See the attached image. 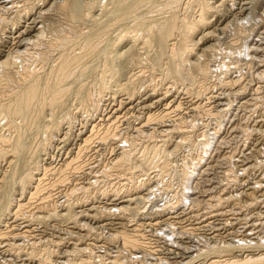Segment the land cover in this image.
I'll list each match as a JSON object with an SVG mask.
<instances>
[{
	"label": "bare ground",
	"instance_id": "1",
	"mask_svg": "<svg viewBox=\"0 0 264 264\" xmlns=\"http://www.w3.org/2000/svg\"><path fill=\"white\" fill-rule=\"evenodd\" d=\"M34 1H35L34 3L29 4L28 2H32V1H30V0L29 1L28 0H0V20H4V21L6 20L9 23V24H7V22H6V24H3L4 27L2 29H0V31L2 33L6 32L10 36H13V38L15 37L17 39V43H16L17 48L15 50H9L6 53V56L3 59H0V115H2L3 119L5 120L4 125L0 124L1 125L0 130L2 131V132H0V143H1L0 155L3 156V158L1 156H0V158L5 159L8 162V164L12 165V167H13V168H11L12 169L11 170L10 166H9V169L12 172L8 171L7 173L0 175V187L3 185L2 188H0V193L2 192L1 190H4L3 188L6 185L7 191L4 190V194H5V191L8 192L7 194H9V193L11 194L12 193L11 190L13 191V193L17 192L16 191L17 189L15 190V188H20L24 193L30 191L32 196L39 194L38 192H39L40 185L38 182L42 181L41 178L43 177L42 175H40L39 170L42 169L41 167H43L41 165L42 161L46 160V157L42 158L41 156H48V158H51L52 156L50 157V155L53 153V150L56 149V147L59 148V145H61L63 143H69V141L67 142V139H68L67 137H69V139H70V136L72 134H75V131H73V129L70 127H69L70 130H68V132L62 131L61 129H62L63 123H65V124L67 123V125H66L67 127L69 126L68 124L74 123L73 119H74V115L77 114V111L83 110L84 111L83 114L92 115V121H93L94 125L92 123L93 129L91 128L92 130L90 129V131L94 132V131H96L95 128L100 127L98 125L100 124V121L103 120V118L107 119V121L109 123H110V121H111V123H113V121L115 122V120H122V122H126L127 121L126 118L128 119V117H130L131 115H133V117H135V118L140 117V116H137L138 113L136 114V112H137V109L139 107H141V110L146 112L148 117H146V118L144 117L145 119H142V120H137V122H135L133 125H132V123H129V124L127 123L128 124L127 127H125L124 125L123 126L121 125L122 127H125V130H123V129L122 130L126 131V135L118 138V140H119L118 155L116 156L115 160H113L114 163L112 161L113 166L120 167L119 170L122 172H125V173H122V175L123 174L127 175V176H123V177H126L125 181L127 184L123 186L125 188H122V189L120 188L121 189L120 192L115 191L112 193H111V191H108L106 188H103V189L101 188L103 191H101L100 193L96 192L93 196L90 194L92 197H89L90 196L89 193L91 190L89 187H87L88 185H85L86 187H81V188H79V190H80V192L83 193V195L88 194V196L85 197L87 199H83V200H81V202L79 201L80 202L79 203L76 201L78 199L77 198L75 201L79 204H76V205H73L72 203H69V204L64 203L63 205L60 204L63 211H62V213H59V218H61V217L62 218H68L70 220L75 219L77 222L78 221L77 217L81 214L82 217L88 218L89 220H92V221L96 220L98 222L100 221V223H102L101 224L102 227L103 228L105 227L109 231H111V227L116 228V225H113V222H111V221H109V224L103 222L104 220H110L109 218H105V219L98 218L97 215H99V213L97 214V212L99 210L100 211L103 210V212H109V213L116 211L115 213L114 212L113 213L118 214V215L124 213V214H126V216L122 215L121 217H119V219H121L123 221L126 219V217L128 215H133V214H138V219H136V221H147L144 226L142 223H138V222H137L138 224H136V223L130 224L127 222L120 223L121 227H123L124 230L116 231L119 234L117 235L115 232L114 233L115 235L111 236V239H109V240L112 243H113V241L117 242V240L120 237L122 239V242H123L122 246H123L124 250H122L121 253L114 255L115 257L109 262L110 264H133L134 262H136L137 257L139 255L141 256V254H142V258H141L142 260H140V261H142L143 264H146V262H145L146 259H150V261L153 263L155 262L154 264H156L157 261L160 264L164 263L162 260L164 258H162V256H161V253L163 251L159 250V248H157V249L159 251H161V253L157 250H154V249H153V251H149L151 249H149L150 248L149 243L147 242L148 238H147V235L145 233L149 229L146 230V227L152 228L154 226L155 227L165 226L166 232H171L174 230V225H175L174 223L175 222L177 224L178 223L181 224L183 221L185 223L186 220H190L191 218H195L194 220H191L192 222L195 221L194 224L191 223L187 227H184V226L181 227L182 231L178 232L180 234L178 236L176 235L177 237L175 236L176 237V238L174 237L175 239L171 238L172 237V235H171L172 232H171L170 234L168 233L169 236L171 235V237L168 236L164 241L162 240L163 245L168 252H170V253H177L178 251L189 252L190 250H189V247H187V246H190L188 241L190 239L189 236L192 235V232H194L196 230L198 231L200 229L206 230V228H209V227H211L210 229H213L211 236L209 235L210 240L211 239L216 240V241L218 240V242L212 243L213 245L208 246V244L210 243V241H209V243L206 245L207 247L204 245L206 247V249H203L202 247H201L202 249H197V250L192 249L193 255H191L192 257L189 256V257H191L190 259L187 258L188 261H186L187 259L186 260L184 259L185 261H183V262L185 264H196L195 263L196 255L195 254L198 252H201L202 256H206V258L201 261L202 263L198 262L199 264H264V251H262V250L260 253H256V254L247 253V255H245V256L237 254L238 252H240V249H241L240 247H242L244 245H251L252 246L251 249H253V250L256 249L257 246L264 248V112H260V110H262V108H260V105L258 106V104L255 103V102H257L256 100L259 99L258 95L264 96V59H263V57H262L263 62L261 60L259 61V59H260L259 54L262 53L264 50V26H257V25H251L250 24V19L254 15H257L256 17L260 16L261 17V21L259 20L260 23L261 22L264 23V0H119L117 2V4H113V5H115L114 7L111 4L110 7L111 8L113 7V8L110 10H108L104 7L103 4H105V3L107 4V2H105L104 0L103 1L102 0H34ZM103 2H105V3H103ZM113 3H115V1ZM109 5H110V3H109ZM193 5H194V7H193ZM86 6H88L91 9H88V7L86 8ZM195 7H198V9H196ZM57 9L58 10L61 9L63 11V13L67 16V19L69 18L72 22L76 21L79 24H83V25L84 24L86 25L90 21L94 22L93 21L94 19L100 20V17L101 18L104 17L103 16L104 13H106V14L108 13V14H112V15L114 14L116 16L109 15L110 17H114V18H111L109 20H107L108 18L106 19V17H105L104 21L106 19L107 20L106 22L101 21L103 19H101L100 21L98 20L99 23L101 22V24L98 23L99 28L95 29L96 27L95 28L91 27L94 29V31L90 30L89 31L90 35H89V32L87 31L88 35L86 34L87 35L86 37L85 36L83 37V35H85V33L83 31V28H82L83 32H81V34L82 33H84V34L82 35V37L80 35H79L80 37L77 36V40H75L76 38H74L75 42H73L74 40L72 39V36L66 35V33L69 32L72 35L78 34L80 32L79 30L81 29V28L78 29L79 26H77L78 28L76 26H73L74 24L72 26H70L72 24V23L70 24V22L68 23L67 26H65L66 22H64L65 23V25L63 26L64 28L61 27V25H60V27L55 26L54 22L47 24V19L50 18L53 11H55ZM93 9L98 11V14L95 15L93 13L94 12ZM194 12H196V13L194 14ZM59 15H60V13H59ZM109 16L107 15V17H109ZM61 17L62 16H60V18ZM260 17H258V19ZM54 18H56V17H54ZM254 19H256V18H254ZM254 19L252 18V20H254ZM49 22H50V20H49ZM92 22L90 25H92ZM64 23H62V25ZM94 24H95V22H94ZM98 24H97V27H98ZM117 25H119L116 28V29H118V31L116 30L118 33L116 32L117 35L113 36V33H112L113 28L116 27ZM249 25H251V26H249ZM65 27H67V28H65ZM84 27H86V26H84ZM227 27H228V30H229V28L233 29V27H234V29H233L235 31L234 36L236 38H240V40H242V43L240 44V46L238 47L237 52H236L237 56H243L244 55L245 58L243 60L241 59V57H239L242 60V63L246 62L247 61L246 59L248 57H249L248 59L249 60L251 59L253 61V63L255 62L258 66L257 67L258 73H259L260 77L263 78V79L261 78V81H262L261 87L257 90V93L254 94L251 99H250L249 95H248L249 97L246 96L247 98L240 96L241 94L244 95L245 92H238L235 89L232 90L233 95L237 96V98H239L237 101V104H236L237 110L242 109L241 113L239 115V118L237 117V115H236L237 112H236V114H235L236 119L237 118L238 119L243 118V116H245L247 114V112H246L247 110L245 111V109L247 108V106L251 105L252 104L251 102L254 100L255 104L252 105L253 106L252 107L253 109H251L252 113L249 114L250 118H254V123H253L255 126V128L253 126L254 129L253 128L249 129L247 124H245L247 122H245L244 124H240V123H237L236 121H234L232 119L230 120L231 114H232L233 110L235 109L234 103L236 102L237 99L232 102L233 99L229 98L231 95L227 97L226 95H224V93H225L224 91H223V93L220 92V90H219V92H213V90H212V92L207 91V97H206L207 103H203L205 101V99L204 100L202 99L201 101H195V102H193V100H192L193 103L192 104L190 103L191 105L188 109L189 111H191V114H189V115L192 117V119L186 120L187 118H185V116L188 113L185 116H183L184 114H181L182 113L181 112V108H182L181 106L183 104L180 101V99H181V96L183 94L181 96L176 94V92L178 93L179 89L176 90L175 93H173V90H174L173 88L176 87V89H177L178 86L174 85L175 87H172V89H173L172 91L169 89H165V92L164 91L160 92L159 90H157V88L151 87V85H153V84H151L150 87L144 86L145 85L144 84L145 79L142 80L141 83H139V84H142V82H143V84H144L143 87L141 86L140 88H138L139 87L138 84L136 85L137 82H139L141 79L145 78V73L147 72L148 67L152 68L154 70L153 72H155V70L156 71L160 70V72L162 71L163 78L165 77L166 78V79L164 78L165 80L173 81V82H175V84L176 83H182L181 85H185V83L188 82L190 85L193 84V87H194L195 86L194 84H197L196 82L199 81V79L203 78V80H204V79L210 78L212 76V74L214 75L217 72L216 70H214V69H216L217 66H215V68L212 67L210 59H208V58H211L213 56L209 57L210 55L208 56V54L210 53L212 55V53L214 52V55H215L217 52H219L218 46L220 44L219 45L216 44L218 42L217 41L218 39L216 38L215 34L221 33L222 31L224 32V28L227 29ZM87 29H89V28L87 27ZM228 30H226V31H228ZM47 31H50L51 33H49V34H52L51 37L49 36L50 38L47 37L48 35L46 36ZM114 34H115V32H114ZM243 34H244V36L242 38L241 36ZM112 36L114 37V39H112ZM215 39H216V42H215ZM233 42H235V41H233ZM71 43L73 45H74V43H76L77 45H80V47H79L80 51L79 52L77 51V53H76V50L74 49L75 53L69 52V49L71 50V47H73ZM200 44L202 45V48L199 49ZM205 45H207V46H205ZM66 46H69L68 51L66 50ZM76 46H74V47H76ZM101 48H102V50H99ZM197 49H199V51H197ZM97 50H99V51H97ZM245 51L247 52V54H244ZM229 52L231 53L230 50H229ZM55 57H57V58H55ZM89 57H92V59H94V60L96 57L97 58L94 62H92L93 63L92 65L86 66L87 61H88L87 59ZM40 58L43 60L44 63H46L45 65H47V67L45 68V74L44 75H40L41 72L39 74V72L37 73L38 70L36 71L35 67L33 68V64H34V66H36L35 62H37ZM51 58H52V61H50ZM101 58H103L102 63H100L101 60L100 61L98 60ZM232 58H234V57H232ZM235 58H234V61H236ZM53 59H54V61H53ZM214 59L216 61V55H215ZM237 59H238V57H237ZM239 60H238V62H239ZM39 61H41V60H39ZM217 62H218V60H217ZM228 62H229V60H228ZM235 63L232 66V69L237 70V69H239L241 64H239V63L235 64ZM221 64H224V63H221ZM249 64H251V63H249ZM252 64H251V66H253ZM215 65H217V64H215ZM225 65H222V66L225 67ZM42 66H41V68H42ZM136 67H137V69H138V67H140V70L138 69L139 72L131 74L133 77L130 78L128 83L123 84L121 81H119V79L125 75V73L127 72L128 69L134 70ZM219 67H221V65L218 66V69H219ZM228 67H227V69H228ZM241 67H243V66H241ZM255 68H253L254 71H255ZM98 69L101 70L100 71L101 74L99 73L101 75V77H99V78H101L100 79L101 80V88H100V90H98L97 94L95 93L93 95H90L89 98H87L88 99L87 100L88 105H86L85 102L84 103L80 102V104L82 103V106H81L82 109H80V110L76 109L77 111H73V110L69 111L68 109H66L68 111L64 113L63 118L61 117L62 119L54 120L55 119V117L53 118V115L55 116V114H54L55 110L54 109H58L57 107L63 106L66 102L71 100L70 97L68 96L69 98L64 100L65 102H62L63 99L66 97V95L69 92H71V91H69V88L67 86L70 85L72 82L73 83L75 81L77 82L78 79L82 78L81 76L84 75V77H85V74H87V73H89V75H90L92 70L96 71ZM227 69L225 70V68H224L225 73L223 76H225L226 71H228V73H229V69H231V68L229 67V69L228 70ZM221 70H219V71H221ZM242 70H244V69H242ZM93 71H92V79H95V76L93 77ZM153 72L151 74H153ZM160 72H159V74H160ZM230 72H232V71H230ZM228 73H227V75H230ZM258 73H256L255 76L256 75L258 76ZM17 74L20 75V78H18L19 75H18V77H16ZM147 74H149V72ZM243 74H246V73H244V71H243ZM227 75H226V77H227ZM149 76H150V74L148 75V77ZM223 76H221V77L223 78ZM153 77H154V74H153ZM219 77L220 76L217 77V75L215 76V78H219ZM89 78H91V77H89ZM96 78H98L97 75H96ZM146 78H147V76H146ZM212 78H214V77H212ZM231 78H230V80L222 79V82L221 83L219 82L220 85L222 86V88H221L222 90H226V89L228 90V89L235 88L236 84L241 82L239 79V76H235L234 78H236V79H233V80H231ZM242 78H244V77H242ZM257 78H259V76ZM84 79L88 80L87 78H84ZM160 79H162V77ZM16 80H18V82L20 84V85H18L19 86L18 88L15 87ZM165 80L163 82H165ZM93 81H95V80H93ZM146 81H148V80H146ZM251 81L252 80H250V82ZM148 82L150 84L151 81L149 80ZM145 83H147V82H145ZM248 83L249 82H247V84ZM89 84H87V86H90ZM97 84H96V86H97ZM76 85H78V84H76ZM92 85H94V84H92ZM242 85H244V84H242ZM79 86H81V85H79ZM79 86H77V87L79 88ZM85 86H86V84H85ZM85 86H84V88H85ZM245 86L248 87L249 85L248 86L245 85ZM256 86H257V83H256ZM72 87L73 86H71L70 88H72ZM77 87H75V88H77ZM166 87H168V86H166ZM179 87H181V86H179ZM190 87H192V86H190ZM190 87L186 90H187L188 94L191 95L193 93L192 92L193 88L190 89ZM197 87L194 89V92L197 89ZM93 88H95V87H93ZM93 88L91 87V89H93ZM217 88H219V87L217 86ZM95 89H93V90H95ZM162 89H164V87ZM203 89H202V91H203ZM241 89H243V88H241ZM246 89H248V88H246ZM180 90H182V89H180ZM81 91H80V93H81ZM95 91H97V89ZM239 91H240V89H239ZM86 92L88 93V91H86ZM89 92L92 94L91 91H89ZM77 93H79V92H77ZM199 93H200V91H199ZM227 93L229 95V93H230L229 90ZM253 93H255V92L253 91ZM74 94H75V92H74ZM74 94H72V95L74 96ZM194 94H196V93H194ZM84 95H85V93H84ZM82 96H83V94H82ZM87 96H89V95H87ZM193 98H195V97H193ZM186 99H187V97H186ZM84 100L86 101L85 98H84ZM263 100L264 99L262 97V101ZM81 101H82V98H81ZM87 101H86V103H87ZM182 101H183V99H182ZM258 102H260V101H258ZM116 103H118V104L116 105ZM185 103H184V105H185ZM62 110H63V107H62ZM49 111H51L49 113V117L50 116L51 117H50V120L48 119V122H47L49 124V126H47L48 128L45 126L47 128V130L45 131V128H44L45 132H43V133H45V138H43V140H41V138H39L41 140V141L38 140L40 143L37 141L39 144L38 145L35 144V146H32V144L29 141V139L31 140L30 136H31L32 128L33 127L38 128V130H39V127H37V126H38V124H40L39 123L40 119H42L44 116H46V114ZM262 111H264V110H262ZM186 112H187V110H186ZM215 112H218V115L215 114ZM56 113H57V111H56ZM202 113L207 114V115L210 114V117L214 113L219 118L217 120L216 117H214V121L215 122L217 121V122L213 127V131L208 132V133H206L207 131L206 132L202 131L200 134V135H202L201 136L202 139H199L198 137H196V134H197V131L199 129L198 126L200 124L198 123L199 121H198L196 116H199ZM129 114H130V116L126 117ZM42 115H44V116L42 117ZM131 117H130V119H131ZM247 117L248 116H246V118ZM82 118L84 120L83 122L85 123V121H86L85 119L87 117L84 119V115H83ZM246 118H244V121ZM0 119H1V117H0ZM77 119H78V117H77ZM90 119H91V117H90ZM140 119H141V117H140ZM202 119H203V117H202ZM132 120L134 121V119H132ZM227 121H229V123H231V125H229V128L226 127ZM241 121H243V120H241ZM130 122H131V120H130ZM204 122H206V121H204ZM208 122L209 121H207V123ZM41 123H43V121ZM248 123H249V121H248ZM110 124H107V125H110ZM238 124H240V125H238ZM201 125H202V127H205L204 124H201ZM248 125H250V124H248ZM40 126H41V124H40ZM111 126H112V124H111ZM71 127H72V125H71ZM115 127H116V125H115ZM208 127H209V125H208ZM208 127H206L207 130L209 129ZM102 128H103V126H102ZM206 128H204V129H206ZM42 129L40 127L39 132L43 131ZM114 129L116 130V128H114ZM34 130H36V129H34ZM99 130L101 131V129H99ZM88 131H89V129H88ZM88 131H87V128H84L79 133L77 132L78 133V135H77L78 139L81 141V143H83V144H80V151L76 155L77 157L81 156L82 152L88 147V144L90 143L91 139L95 137V135H94L95 132L89 134L90 132L88 133ZM37 132L38 131H36V133ZM108 133L109 134L101 135L102 139H104V141L106 140V142L108 141L107 139H109V138H107V137L110 135L111 132H108ZM200 135H198V136H200ZM111 136L114 138L115 133L111 134ZM139 137H142V139L148 138L149 140L150 139L155 140V141L157 140V142L153 141L154 145H152V147L150 146L151 147L150 149L146 150L147 146H148L147 145V146H145L146 149L144 150L146 152L151 150L150 154H152L153 160L149 161L148 163H145V162L144 163L147 164L146 166H148V167L151 166L150 168H153V170L155 169L154 171H156V173L154 174V172H153V174H148L149 172H147V171H146L147 173H145L144 172L145 170H143L146 167L145 166V167H143L142 171H140L141 173L139 172L140 174L137 175V177H141V176H143V177L135 180V178H136L135 170L136 169L133 171L134 168L132 167L133 169L130 168L132 171L129 170V167L127 164L128 162H126V158L131 155L130 150L132 148H129V147H131V145H130L131 143L129 140L132 139L131 140L132 144H135L133 142L136 141V139H138ZM195 137L198 139L194 140ZM235 139H237V140H235ZM192 140H194V141L198 140V144L200 143L199 145L201 146V151L198 152L196 156L193 154H190V157L187 156L189 158L186 159V161L182 159L184 161L180 165V166H183L182 172L180 173V174H182V178H181L182 184H180L182 191H180V197H179L177 204L171 203L172 205L171 206L167 205L168 206L167 208L162 206L164 208L157 210L153 214L148 213V211L146 214V211H145L147 209V208H145L146 206H144L145 210H143L144 208H142V210L145 211V212H143L141 210L142 206L139 205V202L140 203L145 202L146 200H147V202L150 201L151 197L149 200L147 198L150 195H152L153 191H155L157 188H159L162 185L164 178L167 174L166 172L168 171V169H170L171 167L174 166V163H172L173 166H171L172 165L171 161L169 162L168 159L170 157H173L174 154H177L178 151H181V149L185 145H187L189 143V141H192ZM234 140L236 141V144H238L237 142H241L240 146H238V147L236 146L237 149H239V151H237V153H236L237 149L234 150V152H232L231 151L232 148H231L230 152L228 151L229 149L226 152L222 151L223 144L230 145V143L232 141L234 143ZM32 141H34V140H32ZM147 143H148V141H147ZM191 145H192V143H191ZM133 147H136V145ZM192 147H194V146H192ZM230 147H232V145ZM6 148H10V149L7 150ZM68 150L69 149H67V151ZM86 151H88V150L86 149ZM68 152H70V151H68ZM66 154H68V153H66ZM84 154L85 153L83 152V155ZM141 154L145 156V154H143V153H141ZM148 155H149V153H148ZM144 156H142V157H144ZM161 156H165L166 159L165 160H163V158L161 159ZM34 157H37V160L34 161L35 162L34 167H32V169L30 168V170H29L27 168L28 162L31 163L30 161H32V158H34ZM73 157L71 156V158L65 159L64 164L62 166H60V168L58 167L59 168L58 171L60 170L59 172H61V173L63 172V174H65L64 172H66L68 170L78 168L80 163H77V160H76L77 157L76 158H73ZM236 159H238L237 161H238V164L240 163V165L237 164ZM78 160H81V159H78ZM128 160H130V159H128ZM145 160H148V159H145ZM145 160H143V161H145ZM130 161H132V160H130ZM188 162H189V164H188ZM3 165L4 164H2V166ZM29 165L31 166V164H29ZM237 165L239 166V170L236 168ZM133 166L135 167V165H133ZM49 167L51 168V166H49ZM110 167H111V165H110ZM136 167L139 168V166H136ZM212 167L218 168L216 171L217 173L215 172V173H213L212 176L204 178L203 175L211 174L208 172H210V168H212ZM46 168H48V167H46ZM50 168H48V169L50 170ZM176 169H179V168L176 167ZM208 169H209V171H208ZM2 171H3V169H2ZM4 171H5V169H4ZM46 171H44V172H46ZM150 171H152V170H150ZM50 172H51V170H50ZM66 174H67V172H66ZM222 174L224 175L223 177L226 178L225 179L226 181L223 180V178H221ZM48 175H49V173H48ZM39 176H42V177H39ZM61 176H64V175L61 174ZM64 177H63V179L67 178V177L66 178H64ZM181 179H179V180H181ZM209 182L211 183V185L210 186L208 185L209 187H206L207 186L206 184H208ZM100 183H102V181L99 179L98 176H95V177H93L91 182H89V186H93V187L99 186ZM53 184H54V182H53ZM108 184H107V187H109ZM10 187H11V189H10ZM118 187H119V185H118ZM12 188H14V189H12ZM74 188H76V187H74ZM51 189H53V188H51ZM14 190H15V192H14ZM115 190H116V188H115ZM198 190H200V191H198ZM71 192H75V191L73 190ZM71 192H68V193H71ZM91 192L94 193L93 191H91ZM50 194L51 193H49V195ZM155 194L158 195V193H155ZM66 195H67V193H66ZM175 195L173 194L174 197H176ZM4 196L2 198H5ZM6 196H8V195H6ZM100 196L104 197L103 199H105V201H102V200L99 201L98 199H100ZM8 197H10V196H8ZM11 197H12V195H11ZM2 198H0L1 201H3ZM47 198L51 199L49 196ZM66 198L67 197H65V199ZM113 198L118 199V201H116ZM6 199L9 200L8 201L9 202L8 203V211L11 212L12 211L11 199H9V198H6ZM18 199H20V198H18ZM158 199H161V198H158ZM171 199H172V197H171ZM153 200H151V201H153ZM172 200H174V198ZM111 201H113L115 208H109L110 211H107L108 208H107L106 204L110 203ZM165 201H167V200H165ZM189 201L194 203L196 206L205 205L206 209L208 207V209L210 210V211H208L209 214L206 216L207 213L205 212L206 214L203 217L204 219L202 220L201 219L202 214L200 211H198V212H200L201 216H199L196 213L194 214V212H193L194 209H193V211L190 210V208L193 207V205L191 206V204H192L191 202H190L191 204L189 206L190 208L187 207L188 205L185 203H188ZM69 202H70V200H69ZM53 203H54V201H53ZM0 204H1V202H0ZM16 204H17V202H16ZM13 205H14V202H13ZM23 205H24V203H23ZM50 205H52V204H49V206ZM54 205H55V203H54ZM22 206L20 208H22ZM45 206H46V204H45ZM84 206H85V208L80 210L78 213V211L76 209L77 208L81 209ZM24 207H25V205H24ZM51 207H53V206H51ZM195 207H193V208H195ZM17 208L19 209V207H17ZM36 208H38V207H36ZM46 209H47V207H46ZM53 209H55V208H53ZM201 209H202V207H201ZM22 210H23V208H22ZM55 210L54 211L52 210V213L51 212L49 213V211L47 210L48 216L46 215L44 217V215H43L44 218L42 216H38V215H37V217H38V219L40 217H42L43 218L42 220H47L50 218L49 216H51L53 214V212L56 214ZM94 210H97V211L94 215H92L91 212ZM250 210H252V211H250ZM253 210H255V212ZM15 211H17V210H15ZM204 211H205V209H204ZM100 213H102V212H100ZM248 213H254V215L248 214ZM5 214H4V216H5ZM30 215L34 216V214H30ZM56 215H58V214H56ZM14 216H15V214H14ZM230 216H234V217H232V219H234L236 222H238L239 220H242V219L245 220V222L247 224L245 223L246 224L245 226L242 225V226H244V228H243L244 230L242 232L240 231L241 229L240 230L236 229L237 232H235L236 230L235 231H233V230L229 231L230 229H234V227H232L234 224L230 220ZM21 217H23V216H21ZM37 217L34 216L32 219H31V217H29L31 219V221H29L30 220L29 219L28 220L29 222H27V224L23 228H20L19 232H17V230H16L17 227H14V229L16 228L15 230L17 233L14 235L10 234L12 236V238L10 236L11 239H8V238H7L8 240L6 239L7 242L3 245V248L5 250L4 252H7V255L9 256V258H8L9 263L10 262L13 263L14 261H17L19 259H21L19 261L21 264H27L30 261H31L30 263H34L33 262L34 260H30V259H33V258L38 256L37 250L39 251V249H38L39 247H35L36 243H31V241L29 240L30 243L32 245H34L33 246L34 250H31L30 252L28 251V253L24 252L25 254H22L21 249L23 248L24 242L22 244L21 240L23 238H25L27 236V234H30V231H31L30 226L33 224V223L30 224V222H32V221L34 222V220H36ZM18 218H20V215ZM52 218H53V216H52ZM55 218H57V217H55ZM218 218L226 221L224 223V226H225L224 229H226V231L222 232L223 228H221V227L218 228L215 226L216 220H218ZM13 219L16 220L17 217H16V219L15 218H13ZM134 220H133V222H135ZM251 220H253V222ZM26 221L27 220H25V222ZM131 221H132V219H131ZM235 221H233V222H235ZM72 222H74V220ZM188 222H190V221H188ZM7 225H9V223ZM20 225H22V224H20ZM238 225H239V223H238ZM240 225H241V223H240ZM84 226H86V224L83 223V227ZM218 226H220V225H218ZM221 226H223V225H221ZM242 226H241V228H242ZM32 227H34V226H32ZM90 227H91V224H90ZM90 227H88V228H90ZM176 227H177V225L175 226V229L177 230L178 228H176ZM7 229H9V228H7ZM130 231H133V232H130ZM104 232H105V230H104ZM201 232H202V230H201ZM225 232H227V234H224ZM148 233H150V232L148 231ZM173 234H175V233H173ZM112 235H113V233H112ZM194 235H195V233H194ZM28 236H30V235H28ZM6 237L3 236V238H6ZM103 237L105 238V236H103ZM198 237H200V236H198ZM0 238H2V236ZM106 238L105 239L108 240V236ZM222 238H224V239L228 238L229 242L227 241L228 243L226 242V244L219 242V240ZM38 239L41 240L40 238H38ZM47 239H49V238H47ZM33 240H34V238H33ZM64 240H66V239H64ZM99 240H100V238H99ZM196 240H198V238ZM3 241L4 240H2L0 242H3ZM67 241H65V242H67ZM110 241H107V243L108 242L110 243ZM33 242H35V241H33ZM198 242H200V241H198ZM96 243H97V241H96ZM96 243L93 242L92 245H97ZM206 243H207V241H206ZM28 244H27V247H28ZM88 245H91V244H88ZM45 246L47 247V245H45ZM202 246H203V244H202ZM98 247H100V246L98 245ZM198 247H196V248H198ZM102 248H103V246H102ZM131 249H133L135 251L131 252ZM246 249H244V250H246ZM258 249H260V248H258ZM56 250H57V248H56ZM114 250H116V249L114 248ZM118 250H119V248H118ZM248 250H250V249H248ZM82 251L86 252L85 249H83ZM41 252H42V250H41ZM163 253H165V252H163ZM223 253H229V254H227V255H229V257L224 258L226 255H223ZM198 257L199 256H197V260H198ZM40 258H41V256H40ZM200 258H202V257H200ZM2 260H1V262H2ZM4 260H3V262H4ZM24 261H28V262L25 263ZM49 261L50 262L52 261L51 257L47 256L42 261L38 260L39 263L38 262H35V263H37V264H48ZM103 261L104 260L99 259L98 263L104 264ZM124 261H126V263H124ZM60 263H63V262H60ZM65 263H67V262H65ZM148 263L150 264V262H148ZM77 264H87V263L85 261H80Z\"/></svg>",
	"mask_w": 264,
	"mask_h": 264
},
{
	"label": "rangeland",
	"instance_id": "2",
	"mask_svg": "<svg viewBox=\"0 0 264 264\" xmlns=\"http://www.w3.org/2000/svg\"><path fill=\"white\" fill-rule=\"evenodd\" d=\"M29 1V0H28ZM30 1H32V2H28L29 4H32V3H34L35 1L34 0H30ZM103 1V0H102ZM105 2H107V4L105 3V2H103V3H105V4H103L104 5V7L106 8V9H108V10H110V9H112L115 5H113V4H117V2L119 1V0H104ZM115 1V3H113V2ZM2 3V2H1ZM109 3H110V5H109ZM111 4H112V8L110 7L111 6ZM88 6H86V8H87ZM110 7V8H109ZM193 7H194V5H193ZM196 9H198V7H195ZM88 9H91V8H89L88 7ZM193 9V8H192ZM86 10V9H85ZM94 10V9H93ZM92 10V11H93ZM89 11V10H88ZM91 11V12H92ZM96 10H94V14L96 15V14H98V11H96ZM55 13V14H54ZM59 13H60V15H59ZM196 12H194V14H195ZM59 17H58V16ZM107 15L109 16V15H112V14H106V13H104V17L103 18H101L100 17V20L101 19H103V20H101V21H103V22H106L107 20H109V19H111V18H114V17H107ZM114 15V14H113ZM112 15V16H113ZM53 16V17H52ZM60 16H62L61 18H60ZM66 15L63 13V11L61 10V9H57V10H55V11H53V13H52V15H51V17L50 18H48L49 20H50V22H49V20L47 19V24L49 23H51V22H54V24H55V26H57V27H60V25H61V27H63L64 25H65V23L64 22H66V25L65 26H67L68 25V23L70 22V26H72L73 24V26H79V28L78 29H80L79 31V33L78 34H71V33H66V35H70V36H72V39L74 40V38H76L75 40H77V36L78 37H82V35L85 33V35H83V37L85 36H87L88 35V32L90 31V30H93L94 31V29L93 28H91V27H96L95 29H97V28H99V24H101V22L99 23V19H97V20H93L94 22H95V24H94V22H92V21H90V22H88L86 25L84 24H79L78 22H76V21H74V22H72L69 18L67 19V16L65 17ZM114 16H116V15H114ZM257 15H254L252 18L254 19V18H256V19H254V20H252V18L250 19V24L251 25H257V26H264V23H260V21H261V17L260 16H258V17H260L259 19H258V17H256ZM54 17H56V18H54ZM106 17V19H105V21H104V18ZM190 17V16H189ZM55 20V21H54ZM58 22H57V21ZM70 20V21H69ZM99 20V21H98ZM215 20V19H214ZM260 20V21H259ZM63 21V22H62ZM98 21V22H97ZM2 22V23H1ZM5 22V23H4ZM6 20L4 21V20H0V29H2L3 27H4V25L3 24H6ZM64 23L63 25H62V23ZM76 22V23H75ZM91 22H92V25H90L91 24ZM259 22V23H258ZM99 23V24H98ZM256 23V24H255ZM7 24H9L8 22H7ZM58 24V25H57ZM78 24V25H77ZM97 24H98V27H97ZM128 24V23H127ZM126 24V25H127ZM83 27H82V26ZM125 25V26H126ZM251 25H249V26H251ZM84 26H86V27H84ZM90 26V27H89ZM119 25H117L116 27H114L113 28V36H115V35H117V31H118V29H116L117 27H118ZM87 27L89 28V29H87ZM64 28V27H63ZM62 28V29H63ZM65 28H67V27H65ZM82 28H83V31H84V33H82L81 34V32H83L82 31ZM226 28V27H225ZM224 28V32L222 31L221 33H216L215 34V36H216V38L218 39L217 41V45H219L218 46V50H219V52H217L215 55H216V61H215V55H214V52L212 53V55L209 53L208 54V56L209 57H211V56H213V57H211V58H208V59H210V62H211V65H212V67H214L215 68V66H217L216 67V69H214V70H216L217 72V74L215 73L214 75L212 74V76L210 77V78H208V79H204L203 80V78H201V79H199V81H197L196 83L197 84H194L196 87H197V91L195 90V92H194V89L196 88L195 86V88L193 87V84H189L188 82H186L185 83V85H181L182 83H176L175 84V82H173V81H170V80H165L164 78H163V73H162V71L160 72V70H158V71H156L155 70V72H153L154 70L152 69V68H150V67H148L146 70H147V72L145 73V78H143V79H141L139 82H137L136 83V85L138 84V88H140L141 86L143 87V85L144 86H146V87H150V85L151 84H153V85H151V87L152 88H157V90H159L160 92H165V89H169V90H173V93H175L176 92V90H180V89H182V90H178V93L176 92V94L177 95H182L181 96V99H180V101L182 102V108H181V114H184L183 116H185L187 113V115L185 116V118H187L186 120H191L192 119V117L189 115V114H191V111H189L188 109H189V107H190V105L193 103V102H195V101H201L202 99L204 100L205 99V101L203 102V103H207V100H206V97H207V91L208 92H212V90H213V92H219V90H220V92H222L223 93V91L225 92L224 93V95H226L227 97L228 96H230L229 98H231V99H233L232 100V102L233 101H235L236 99V102L234 103V106H235V109L233 110V112H232V114H231V118H230V120L232 119V120H234V121H236L237 123H240V124H244L245 122H247V123H245V124H247V126H248V128L249 129H252L253 128V126H254V118H250L249 116V114L250 113H252V111H251V109H253L252 107V105H254L255 103L256 104H258V106L260 105V108H262V110H264V100L262 101V97H263V99H264V96H261V95H258L259 96V99H257L256 101L257 102H255L254 103V100L251 102L252 104L251 105H249V106H247V108L249 109H245V111L247 112V114L245 115V116H243V118H240V119H238L239 118V115H240V113H241V110L242 109H239V110H237V107H236V104H237V101H238V99L239 98H237V96H234L233 95V92H232V90H237L238 92H245V94L244 95H240V96H242V97H249L250 96V99L253 97V95L254 94H256L257 93V90L261 87V85H262V81H261V78L262 77H260V75H259V73H258V69H257V64L255 63H253V61L251 62L248 58L246 59L247 61L246 62H243L242 63V60L245 58L244 57V55L243 56H237V49H238V47L240 46V44L242 43V40H240V38H236L234 35H235V31L233 30L234 29V27H233V29L232 28H229V30H228V27H227V29H225ZM117 30V31H116ZM226 30H228V31H226ZM88 31V32H87ZM114 32H115V34H114ZM117 32V33H116ZM49 33H51L50 31H47V33H46V36L48 37V38H50L51 36H52V34H49ZM87 34V35H86ZM80 35V36H79ZM89 35H90V32H89ZM218 35V36H217ZM28 36V35H27ZM30 36V35H29ZM50 36V37H49ZM75 36V37H74ZM112 36V39H114V37ZM243 36H244V34L241 36L242 38H243ZM198 38V37H197ZM236 39V40H235ZM75 40L73 41V42H75ZM233 41H235V42H233ZM215 42H216V39H215ZM17 39L14 37L13 38V36H10L9 34H7L6 32H1L0 31V59H3L5 56H6V53L9 51V50H15L16 48H17ZM234 43V44H233ZM72 44V43H71ZM77 44L76 43H74V45L72 44V46L74 47V46H76ZM237 47H236V46ZM70 46V45H69ZM69 46H66V50L68 51V49H69ZM205 46H207V45H205ZM229 46V47H228ZM71 47V50L69 49V52H71V53H75V51H74V49L76 50V53H77V51L79 52L80 50V45H77L76 47ZM73 48V49H72ZM200 48H202V45L200 44V46H199V49ZM222 48V49H221ZM199 49H197V51H199ZM224 49V50H223ZM236 49V50H235ZM99 50H102V48L101 49H99ZM99 50H97V51H99ZM222 50V51H221ZM226 50V51H225ZM229 50L231 51V53L229 52ZM233 50V51H232ZM235 51V52H234ZM5 53V54H4ZM222 53V54H221ZM230 53V54H229ZM218 54V55H217ZM224 54V55H223ZM227 54V55H226ZM244 54H247V52L245 51L244 52ZM264 50H263V52L262 53H260L259 54V57H260V59H259V61L261 60L262 62H263V59H264ZM97 56V55H96ZM207 56V57H208ZM222 56V57H221ZM238 57V59H237V57ZM246 56V55H245ZM231 57V58H230ZM232 57H236L235 58V60L236 61H234V58H232ZM239 57H241V59L239 58ZM262 57H263V59H262ZM55 58H57V57H55ZM97 58V57H96ZM96 58H95V60H96ZM213 58V59H212ZM230 58V59H229ZM240 59V60H239ZM39 60H41V61H39ZM37 62H35L36 63V66H34V64H33V68L35 67V70L37 71V73L39 72V74H40V72H41V74L40 75H44L45 74V68L47 67V65H45L46 63H44L43 62V60L40 58ZM88 61H87V64H86V66H88V65H92L93 63L92 62H94L95 60L94 59H92V57H89L88 59H87ZM99 61H100V63H102L103 62V58H101V59H98ZM212 60V61H211ZM217 60H218V62H217ZM228 60H229V62H228ZM238 60H239V62H238ZM50 61H52V58L50 59ZM53 61H54V59H53ZM214 61V62H213ZM249 61V62H248ZM226 62V63H225ZM228 62V63H227ZM232 62V63H231ZM236 62V63H235ZM43 63V64H42ZM221 63H224V64H221ZM234 63L235 64H241L240 65V67H239V69H232V66L234 65ZM249 63H253L252 65L253 66H251V64H249ZM215 64H217V65H215ZM226 64V65H225ZM229 64V65H228ZM247 64V65H246ZM250 66H249V65ZM42 66V68H41V66ZM45 65V66H44ZM219 65H221V67H219V69H218V66ZM222 65H225V67L224 66H222ZM246 65V66H245ZM255 65V66H254ZM38 66V67H37ZM40 66V67H39ZM229 66L231 69H229V67H228V69H229V73H228V71H226V74H225V76H223L224 75V71L227 69V67ZM241 66H243V67H241ZM251 67V68H250ZM256 67V68H255ZM44 68V69H43ZM100 68V67H99ZM224 68H225V70H224ZM244 69V70H242V69ZM253 68H255V71H254V69ZM138 69L140 70V67H138ZM137 69V67L134 69V70H132V69H128L127 70V72L125 73V75L123 76V77H121L120 79H119V81H121L123 84H126V83H128L129 82V80H130V78H132L133 76L131 75V74H134V73H137V72H139V70ZM222 69V70H221ZM227 69V70H228ZM42 70V71H41ZM145 70V71H146ZM151 72H150V71ZM219 70H221V71H219ZM248 70V71H247ZM93 71V70H92ZM92 71H91V73H90V75H89V73H87V74H85V77H84V75L83 76H81L82 78L81 79H78L77 80V82L75 81L74 83L72 82L70 85H68L67 87L69 88V91H71V92H69L67 95H66V97L63 99V101L62 102H65L64 100H66L67 98H69L70 97V99L71 100H69L68 102H66L63 106H59V107H57L58 109H54L55 110V116L53 115V118L55 117V119L54 120H58V119H62L63 118V115H64V113L65 112H67L68 110L69 111H77V110H80V109H82L81 108V106H82V103L80 104V102H85V104L86 105H88V99L87 98H89L90 97V95H93V94H97L98 93V90H100V88H101V78H99V77H101V70L100 69H98V70H94L93 71V77L95 76V79H92ZM230 71H232V72H230ZM243 71H244V73H246V74H243ZM44 72V73H43ZM149 72V74H150V76L148 77V75L149 74H147ZM153 72V74H154V77H153V74H151ZM157 72V73H156ZM159 72H160V74H159ZM222 72V73H221ZM249 72V73H248ZM100 73V74H99ZM227 73L228 74H230V75H227ZM256 73H258V76H259V78H257L258 76L256 75L255 76V74ZM99 74V75H98ZM235 74V75H234ZM18 75L19 74H17V76L16 77H18ZM89 77H91V78H89ZM96 75H97V77L99 78H96ZM156 75V76H155ZM161 75V76H160ZM217 75V77L218 76H220L219 78H215V76ZM226 75H227V77H226ZM245 75V76H244ZM87 76V77H86ZM146 76H147V78H146ZM221 76H223V78L221 77ZM235 76H239V79H240V81L241 82H239L238 84H236V86H235V88H232V89H228L229 90V95H228V90L226 91V90H222L221 88H222V86L220 85V83L222 82V79H224V80H230V78H231V80H233V79H236V78H234ZM244 77V78H242V77ZM157 77V78H156ZM162 77V79H160ZM212 77H214V78H212ZM248 77V78H247ZM18 78H20V75H19V77ZM84 78H87L88 80H86V79H84ZM227 78V79H226ZM17 79V78H16ZM145 79V81H144V84H143V82H142V84H139V83H141V81L142 80H144ZM152 79V80H151ZM155 79V80H154ZM211 79V80H210ZM218 79V80H217ZM245 79V80H244ZM263 79V78H262ZM80 80V81H79ZM93 80H95V81H93ZM100 80V81H99ZM146 80H150L151 82H150V84H149V82L148 81H146ZM165 80V82H163ZM207 80V81H206ZM216 80V81H215ZM248 80V81H247ZM250 80H252L251 82H250ZM254 80V81H253ZM79 81V82H78ZM88 81V82H87ZM91 83H90V82ZM93 81V82H92ZM202 81V82H201ZM218 81V82H217ZM246 81V82H245ZM83 82V83H82ZM85 82V83H84ZM145 82H147V83H145ZM162 82V83H161ZM201 82V83H200ZM205 82V83H204ZM213 82V83H212ZM220 82V83H219ZM247 82H249L248 84H247ZM78 84V85H76V84ZM81 83V84H80ZM90 83V84H89ZM98 83V84H97ZM188 83V84H187ZM209 83V84H208ZM246 83V84H245ZM251 83V84H250ZM256 83H257V86H256ZM15 87H19L18 85H20L19 84V82H18V80H16V82H15ZM73 84V85H72ZM85 84H86V86H87V84H89L90 86H85ZM92 84H94V85H92ZM96 84H97V86H96ZM158 84V85H157ZM169 84V85H168ZM202 86H201V85ZM218 84V85H217ZM242 84H244V85H242ZM79 85H81V86H79ZM160 85V86H159ZM174 85H176V86H178V88L176 89V87L174 86ZM187 85V86H186ZM214 85V86H213ZM245 85H249L248 87H246ZM71 86H73L72 88H70ZM77 86H79V88L77 87ZM84 86H85V88H84ZM166 86H168V87H166ZM170 86V87H169ZM179 86H181V87H179ZM190 86H192V87H190ZM217 86L219 87V88H217ZM75 87H77V88H75ZM83 87V88H82ZM91 87L93 88V87H95L96 89H97V91H95L96 89L95 88H93V89H95V90H93V89H91ZM99 87V88H98ZM164 87V89H162ZM172 87H175V88H173L172 89ZM183 87V88H182ZM187 87V88H186ZM190 87V89H192L193 91V93L190 95V94H188V92H187V90L186 89H188ZM204 89H203V88ZM207 87V88H206ZM212 89H211V88ZM248 88V89H246V88ZM252 87V88H251ZM256 87V88H255ZM258 87V88H257ZM185 88V89H184ZM209 88V89H208ZM241 88H243V89H241ZM91 89V90H90ZM202 89H203V91H202ZM239 89H240V91H239ZM246 89V90H245ZM252 91H251V90ZM75 90V91H74ZM79 90V91H78ZM82 90V91H81ZM222 90V91H221ZM256 90V91H255ZM79 92V93H77V92ZM80 91H81V93H80ZM84 91V92H83ZM86 91H88V93L86 92ZM89 91H91L92 92V94L89 92ZM199 91H200V93H199ZM253 91L255 92V93H253ZM74 92H75V94H74ZM83 92V93H82ZM182 92V93H181ZM187 92V93H186ZM237 92V93H238ZM84 93H85V95H84ZM87 93V94H86ZM186 93V94H185ZM194 93H196V94H194ZM204 93V94H203ZM71 94V95H70ZM72 94H74V96L72 95ZM80 94V95H79ZM82 94H83V96H82ZM202 94V95H201ZM251 94V95H250ZM77 97H76V96ZM87 95H89V96H87ZM187 95V96H186ZM206 95V96H205ZM249 95V96H248ZM69 96V97H68ZM201 96V97H200ZM261 96V97H260ZM79 97V98H78ZM186 97H187V99H186ZM193 97H195V98H193ZM198 97V98H197ZM246 97V98H247ZM81 98H82V101H81ZM84 98L86 99V101H87V103H86V101L84 100ZM185 98V99H184ZM75 99V100H74ZM182 99H183V101H182ZM197 99V100H196ZM230 99V100H231ZM192 100H193V102H192ZM190 101V102H189ZM258 101H260V102H258ZM186 102V103H185ZM184 103H185V105H184ZM191 103V104H190ZM118 103H116V105H117ZM262 104V105H261ZM189 105V106H188ZM69 108H68V107ZM62 107H63V110H62ZM65 107V108H64ZM186 107V108H185ZM88 108V107H87ZM66 109H68V110H66ZM77 109V110H76ZM139 109V110H138ZM137 109V112H136V114H137V116H140L141 117V119H140V117H133V115H131L130 116V114L129 115H127L126 117H128V116H130L131 117V119H130V117H128V119L126 118V122H122V120H115V122L113 121V123H111V121H110V123L112 124V126H111V124L107 121V119H105V118H103V120H101L100 121V124L98 125V126H100L99 128L97 127V128H95L96 129V131H90V129L92 128L93 129V125H94V123H93V121H92V115H90V114H83L84 113V111L83 110H80V111H77V114L76 115H74V119H73V121H74V123L73 124H68L69 126L67 127L66 125H67V123L65 124V123H63V126H62V131H67L68 132V130H70V128H72L73 129V131H75V134H72L71 136H70V139H69V137H67L68 139H67V142L69 141V143H63V144H61V145H59V148H57L56 147V149H54L53 150V153L50 155V157L51 158H48V156H41L42 158L44 157H46V160H44V161H42V166L43 167H41L42 169H40L38 172L40 173V175H42V176H39V177H42L41 178V180L42 181H39L38 183H39V185H40V188H39V194H36V195H34V196H32V194L30 193V191H28V192H23L20 188H15V190L17 191V192H15V190H14V192L15 193H13V191L11 190V194L9 193V194H7L8 192H6L7 191V186L5 185L4 186V190H6L5 191V194L6 195H8V196H10V197H8V196H6L5 194H4V190H1L2 192L0 193V198H2L4 195V197L5 198H2V200L3 201H1L0 200V202H1V204H0V237L2 236V238H0V241H2V240H4L3 242H0V264H10L9 263V256L7 255V252H4L5 250H4V248H3V245L7 242V240L8 239H11L12 238V236L11 235H14V234H16L17 232H19L20 231V228H23L26 224H27V222H29V221H31V219L35 216V217H37V215L38 216H42L43 217V215H44V217L48 214V211H49V213L51 212L52 213V210L54 211L55 209V211H56V214H58V215H56L54 212H53V214L51 215V216H49L50 218L49 219H47V220H42L43 218L42 217H40L39 219H38V217L36 218V220H34V222L32 221V222H30V224L31 223H33L29 228H30V234H27V236L25 237V238H23L22 240H21V243L23 244V242H24V244H23V248L21 249V251H22V254H25V253H28V251L30 252L31 250H34L33 249V246L34 245H32L31 243H36L35 245V247H39L38 249H39V251L37 250V254H38V256L37 257H35V258H33V259H30V260H34L33 262L34 263H30V262H28V261H24L25 263H27V264H37V263H35V262H38V260L40 261H42V260H44V258L45 257H47V256H50L51 257V262L49 261V263L48 264H77V263H79L80 261H85L87 264H99L98 263V260L99 259H101V260H104L103 262H104V264H110L109 262L115 257L114 255H116V254H119V253H121V251L122 250H124L123 249V242H122V239L119 237V241L117 240V242L116 241H113V243L109 240V239H111V236H114L115 234V232L116 231H118V230H124L123 229V227H121V224L120 223H123V222H127V223H130V224H138V223H142L143 224V226L146 224V222L147 221H136V219H138V214H133V215H128L127 217H126V219L123 221V220H121V219H119V217H121L122 215H124V216H126V214H124V213H122V214H114L113 212H103V210H99L100 212H102V213H100L99 211L97 212V214L99 213V215H97V217L98 218H103V219H105V218H109L110 220H104L103 222H105V223H108L109 224V221H111V222H113V225H116V228H112L111 227V231H109V230H107L105 227L103 228L102 227V223H100V221L98 222V221H96V220H89L88 218H85V217H82L81 216V214L77 217L78 218V223L76 222V220L75 219H72V220H70V219H68V218H59V213H62V208H61V205H63L64 203L65 204H69V203H72L73 205H76V204H79L80 202H81V200H83V199H87V198H85V197H87L88 196V194H84L83 195V193L82 192H80V190H79V188H81V187H86L85 185H88L87 187H89L90 188V190L91 191H93L94 193H92L91 191H90V193H89V195L91 194L92 196L96 193V192H98V193H100L101 191H103L102 189L103 188H106L108 191H111V193L112 192H115V191H117V192H120L121 191V189L122 188H125V187H123L124 185H126L127 183H126V181H125V178L126 177H123V176H127V175H125V174H123L122 175V173H125V172H122V171H120L119 170V168L120 167H117V166H113V163H114V161L113 160H115V158H116V156L118 155V145H119V140H118V138L119 137H123V136H125L126 135V131H123V130H125V127H127L128 126V124L129 123H132V125L135 123V122H137V120H142V119H145L146 117H148V115H147V113L146 112H144L143 110H141V107H139ZM185 110V111H184ZM186 110H187V112H186ZM262 110H260V112H264V111H262ZM56 111H57V113H56ZM62 111V112H61ZM235 111V112H234ZM240 111V112H239ZM51 111H49L47 114H46V116H44V115H42V119H40V121H39V123L41 124V126H40V124H38V126L37 127H39V130H40V127H41V129L43 130V131H41V132H39V130H38V128H32V131H31V136H30V138H31V140L29 139V141H30V143L32 144V146H35V144H39L40 142L39 141H41V140H43V138H45V133H43V132H45L46 130H47V126H49V124L47 123L48 122V119L50 120V117H49V113H50ZM60 112V113H59ZM144 112V113H143ZM236 112H237V114H236ZM234 113V114H233ZM143 116H141V115ZM147 116H146V115ZM215 114H217L218 115V112H215ZM214 113L211 115V117H210V114L209 115H207V114H204V113H202V114H200L199 116L201 117H199V116H196L197 117V119H198V123L200 124L199 126H198V131H197V134H196V137H198L199 139H202V135H200L201 134V132L202 131H207L206 133H208V132H212L213 131V127H214V125L216 124V122L214 121V117H216V119L218 120V116L217 115H215ZM237 115V119H236V115ZM83 115H84V119L86 120L85 121V123L83 122L84 120H83ZM124 115V114H123ZM122 115V116H123ZM145 115V116H144ZM204 115V116H203ZM215 115V116H214ZM82 116V117H81ZM188 116V117H187ZM190 116V117H189ZM246 116H248L247 118H246ZM0 117H1V119H0V124L1 125H4V123H5V120L3 119V116L2 115H0ZM62 117V118H61ZM77 117H78V119H77ZM90 117H91V119H90ZM145 117V118H144ZM202 117H203V119H202ZM46 118V119H45ZM89 118V119H88ZM94 118V117H93ZM211 118V119H210ZM244 118H246L245 119V121H244ZM81 119V120H80ZM88 119V120H87ZM95 119V118H94ZM131 120V122H130V120ZM132 119H134V121L132 120ZM215 119V120H216ZM2 120V121H1ZM47 120V121H46ZM77 120V121H76ZM99 120V119H98ZM97 120V121H98ZM105 120V121H104ZM129 120V121H128ZM240 120V121H239ZM241 120H243V121H241ZM43 121V123H41ZM104 121V122H103ZM204 121H206V122H204ZM207 121H209L208 123H207ZM248 121H249V123H248ZM81 122V123H80ZM252 124H251V123ZM84 123V124H83ZM92 123H93V125H92ZM128 123V124H127ZM48 124V125H47ZM82 124V125H81ZM91 124V125H90ZM103 124V125H102ZM107 124H110V125H107ZM118 124V125H117ZM127 124V125H126ZM201 124H204V126L205 127H202V125ZM228 124V125H227ZM240 124H238V125H240ZM248 124H250V125H248ZM0 125V126H1ZM71 125H72V127H71ZM105 125V126H104ZM115 125H116V127H115ZM124 125L125 127H122V126ZM131 125V124H130ZM208 125H209V127H208ZM211 125V126H210ZM229 125H231V123H229V121H227V123H226V127L227 128H229ZM47 128H46V127ZM74 126V127H73ZM76 126V127H75ZM83 126V127H82ZM87 126V127H86ZM102 126H103V128H102ZM111 126V127H110ZM64 127V128H63ZM70 127V128H69ZM206 127H208L209 129V131L207 130V128ZM251 127V128H250ZM44 128H45V131H44ZM69 128V129H68ZM76 128V129H75ZM84 128H87V131H88V129H89V131H88V133L89 134H91V133H94V135H95V137L94 138H92L91 139V141H90V143L88 144V147L86 148L88 151H86V149L83 151L85 154L83 155V152H82V154H81V156L80 157H77L76 155L79 153V151H80V144H83V143H81V141L78 139V133L81 131V130H83ZM109 128V129H108ZM114 128H116V130L114 129ZM118 128V129H117ZM204 128H206V129H204ZM254 128H255V126H254ZM253 128V129H254ZM34 129H36V130H34ZM91 129V130H92ZM98 129V130H97ZM99 129H101V131L99 130ZM123 129V130H122ZM212 129V130H211ZM80 130V131H79ZM36 131H38L37 133H36ZM111 132L110 133V135L107 137V138H109V139H107L108 141L106 142V140L104 141V139H102V136L101 135H105V134H109L108 132ZM253 131V130H252ZM0 132H2L1 130H0ZM34 132V133H33ZM78 132V133H77ZM115 133V137L113 138L112 136H111V134H113V133ZM44 134V135H43ZM117 134V135H116ZM122 134V135H121ZM192 135V134H191ZM198 135H200V136H198ZM177 136V135H176ZM195 137V139L194 140H196V139H198V138H196ZM39 138H41V140L39 139ZM113 138V139H112ZM140 138V139H139ZM138 139H136V141H134L133 143H135V144H132V139H130L129 141H130V145H131V147H129V148H132L131 150H130V153H131V155L129 156V157H127L126 158V162H128L127 164H128V167H129V170L130 171H132L131 169H133V171L135 170V174H136V178H135V180H137L138 178L140 179V178H142L143 176H141V177H137V175L138 174H140L141 172L140 171H142V169H143V167H145L147 164H145V163H148L149 161H152L153 160V157H152V154H150L151 153V150H149L148 152H146V151H144L145 149H146V147L145 146H147V149L146 150H148V149H150L151 147H152V145H154V142L153 141H155V140H149L148 138L147 139H145V138H143L142 139V137H139ZM32 140H36L35 142L34 141H32ZM39 140V141H38ZM73 140V141H72ZM194 140H192V141H189V143L187 144V145H185L182 149H181V151H178L177 152V154H174V156L173 157H170L169 159H168V161L170 162L171 161V164L172 163H174V166H173V164L171 165V166H173V167H171L170 169H168V171L166 172L167 174H166V176H165V178H164V181H163V183H162V185L159 187V188H157L155 191H153V193H152V195H150L147 199L149 200L150 199V197H151V199H150V201H148L147 202V200L145 201V202H139V205H141L142 207H141V210H142V208H144V206H146L145 208H147L146 210H145V208L143 209V210H145L146 211V214H147V211H148V213H150V214H153L154 212H156L157 210H159V209H162V208H167L169 205L171 206L172 204H174V203H176L177 204V202H178V200H179V197H180V191H182L181 190V185L180 184H182V174H180L181 172H182V169H183V166H180L184 161L183 160H185L186 161V159H188L189 157H190V154H193V155H197V153L198 152H200L201 151V146L198 144V140L197 141H194ZM235 140H237V139H235ZM234 140V143H233V141L230 143V145H226V144H223V148H222V151H224V152H226L228 149V151L230 152V150H231V148H232V152H234V150H236L237 149V147L238 146H240V144H241V142H237L238 144H236V141ZM39 143H38V142ZM147 141H148V143H147ZM34 142V143H33ZM155 142H157V140L155 141ZM195 142V143H194ZM200 142V141H199ZM152 143V144H151ZM191 143H192V145H191ZM151 144V145H150ZM0 145H1V143H0ZM129 145V146H130ZM136 145V147H133V146H135ZM232 145V147H230ZM151 146V147H150ZM192 146H194V147H192ZM226 146V147H225ZM237 146V147H236ZM71 148V149H70ZM134 148V149H133ZM187 148V149H186ZM7 150H9L10 148H6ZM67 149H69L68 151H70V152H68L67 151ZM61 150V151H60ZM64 150V151H63ZM190 150V151H189ZM63 151V152H62ZM77 151V152H76ZM141 151V152H140ZM144 151V152H143ZM183 151V152H182ZM188 151V152H187ZM237 151H239V149H237L236 150V153H237ZM61 152V153H60ZM68 153V154H66V153ZM136 152V153H135ZM139 152V153H138ZM56 153V154H55ZM75 153V154H74ZM135 153V154H134ZM141 153H143V154H145V156L144 155H142ZM147 153V154H146ZM148 153H149V155H148ZM73 157V158H76L77 157V163H80V165L78 166V168H75V169H71V170H68V171H66L67 172V174H66V172H64L65 174H63V172L61 173V172H59L58 171V169L60 168V166H62L63 164H64V161H65V159H67V158H71V156ZM139 154V155H138ZM54 155V156H53ZM86 155V156H85ZM134 157H133V156ZM136 155V156H135ZM141 155V156H140ZM148 155V156H147ZM1 156V155H0ZM57 156V157H56ZM65 156V157H64ZM68 156V157H67ZM132 156V157H131ZM142 156H144V157H142ZM187 156H189V157H187ZM2 158H3V156H1ZM56 157V158H55ZM151 157V158H150ZM186 157V158H185ZM2 158H0V175H2V174H5V173H7L8 171H11L12 169L11 168H13L12 167V165H9L8 164V162L5 160V159H2ZM55 158V159H54ZM58 158V159H57ZM134 158V159H133ZM163 158V160H165L166 159V157L165 156H161V159ZM57 159V160H56ZM64 159V160H63ZM78 159H81V160H78ZM101 159V160H100ZM128 159H130V160H132V161H130V160H128ZM137 159V160H136ZM145 159H148V160H145ZM177 161H176V160ZM183 159V160H182ZM5 160V161H4ZM37 160V157H34V158H32V161H30L31 163H29L28 162V169L30 170V168L32 169V167H34V165H35V162L34 161H36ZM143 160H145V161H143ZM238 159H236V162H237V164H238V161H237ZM4 161V162H3ZM60 161V162H59ZM79 161V162H78ZM112 161H113V163H112ZM44 162V163H43ZM76 162V161H75ZM111 162V163H110ZM130 162V163H129ZM145 162V163H144ZM190 162V161H189ZM189 162H188V164H189ZM33 163V164H32ZM2 164H4L3 166H2ZM29 164H31V166L29 165ZM176 164V165H175ZM33 165V166H32ZM48 165V166H47ZM110 165H111V167H110ZM133 165H135V167L133 166ZM149 165V164H148ZM178 165V166H177ZM238 165H240V163L238 164ZM236 166V168L239 170V166ZM9 166H10V169H9ZM49 166H51V168L49 167ZM131 166V167H130ZM136 166H139V168L138 167H136ZM6 167V168H5ZM46 167H48V168H50V170H51V172H50V170L48 169V168H46ZM59 167V168H58ZM133 167V168H132ZM151 166H146L143 170H145L144 172L145 173H147V172H149L148 174H153V172H154V174L156 173V171H154L153 170V168H150ZM176 167L177 168H179V169H176ZM45 170H44V169ZM107 168V169H106ZM110 168V169H109ZM131 168V169H130ZM138 168V169H137ZM216 170H215V169ZM212 167V168H210V172H208V173H211V174H205V175H203V177L205 178V177H210V176H212L213 175V173H215L216 171H217V167ZM2 169H3V171H2ZM4 169H5V171H4ZM48 169V170H47ZM174 169V170H173ZM212 169V170H211ZM47 170V171H46ZM150 170H152V171H150ZM44 171H46V172H44ZM58 173H57V172ZM121 173H120V172ZM124 171V170H123ZM147 171V172H146ZM208 171H209V169H208ZM212 171V172H211ZM12 172V171H11ZM140 172V173H139ZM169 172V173H168ZM44 173V174H43ZM48 173H49V175H48ZM54 173V174H53ZM117 173V174H116ZM217 173V172H216ZM61 174L62 175H66L65 177L64 176H61ZM47 175V176H46ZM104 175V176H103ZM121 175V176H120ZM95 176H98L99 177V179L102 181V183H100L99 184V186H89V182H91V180L93 179V177H95ZM102 176V177H101ZM116 176V177H115ZM120 176V177H119ZM129 176V175H128ZM222 177L221 178H223V180H225L226 178H224L223 176V174L221 175ZM63 177L64 178H66V179H63ZM107 177V178H106ZM62 178V179H61ZM116 179V180H115ZM179 179H181V180H179ZM88 180V181H87ZM57 181V182H56ZM61 181V182H60ZM86 181V182H85ZM110 181V182H109ZM226 181V180H225ZM53 182H54V184H53ZM61 184H59V183ZM114 182V183H113ZM125 182V183H124ZM42 183V184H41ZM109 183V184H108ZM53 184V185H52ZM84 184V185H83ZM107 184H108V186L109 187H107ZM113 186H112V185ZM115 184V185H114ZM117 184V185H116ZM81 185V186H80ZM118 185H119V187H118ZM207 186L206 187H209L210 185H211V183L209 182L208 184H206ZM209 185V186H208ZM3 186V185H2ZM2 186L0 187V188H2ZM11 186V185H10ZM50 186V187H49ZM55 187V188H54ZM74 187H76V188H74ZM113 187V188H112ZM48 188V189H47ZM51 188H53V189H51ZM73 188V189H72ZM102 188V189H101ZM115 188H116V190H115ZM119 188V189H118ZM121 188V189H120ZM164 188V189H163ZM10 189H11V187H10ZM12 189H14V188H12ZM51 189V190H50ZM114 189V190H113ZM21 192H20V191ZM75 191V192H71V191ZM97 190V191H96ZM160 190V191H159ZM176 190V191H175ZM50 191V192H49ZM55 191V192H54ZM179 191V192H178ZM198 191H200V190H198ZM68 192H71V193H68ZM177 192V193H176ZM17 193V194H16ZM27 193V194H26ZM49 193H51L50 195H49ZM66 193H67V195H66ZM155 193H158V195L160 196H158L157 194H155ZM4 194V195H3ZM16 194V195H15ZM26 194V195H25ZM47 194V195H46ZM69 194V195H68ZM76 194V195H75ZM155 194V195H154ZM173 194L177 197H174L173 196ZM11 195H12V197H11ZM22 195V196H21ZM65 195V196H64ZM74 195V196H73ZM89 196V197H92V196ZM169 195V196H168ZM31 196V197H30ZM49 196L51 199H49V198H47V197ZM17 197V198H16ZM23 199H22V198ZM36 197V198H35ZM65 197H67L66 199H65ZM84 197V198H83ZM171 197H172V199L174 198V200H172L171 199ZM6 198H9V199H11V202H12V211L10 212V211H8V199H6ZM18 198H20V199H18ZM25 198V199H24ZM31 198V199H30ZM78 198V199H77ZM104 197H101L100 196V199H98L99 201H105V199H103ZM154 200H153V199ZM158 198H161V199H158ZM163 198V199H162ZM45 199V200H44ZM77 199V200H76ZM113 199H115L116 201H118V199H116V198H113ZM171 199V200H170ZM7 200V201H6ZM64 200V201H63ZM69 200H70V202H69ZM77 202H79V203H77ZM151 200H153V201H151ZM159 200V201H158ZM165 200H167V201H165ZM176 200V201H175ZM53 201H54V203H55V205H54V203H53ZM58 201V202H57ZM60 201V202H59ZM72 201V202H71ZM156 201V202H155ZM171 201V202H170ZM173 201V202H172ZM6 202V203H5ZM13 202H14V205H13ZM16 202H17V204H16ZM57 202V203H56ZM67 202V203H66ZM152 202V203H151ZM191 201H189L188 203H185V204H187L186 206L187 207H189L190 206V204L192 203H190ZM23 203H24V205H25V207H24V205H23ZM43 203V204H42ZM75 203V204H74ZM143 203V204H142ZM165 203V204H164ZM167 203V204H166ZM170 203V204H169ZM172 203V204H171ZM45 204H46V206H45ZM49 204H52V205H50L49 206ZM61 204V205H60ZM23 205V206H22ZM44 205V206H43ZM48 205V206H47ZM57 205V206H56ZM60 205V206H59ZM166 205V206H165ZM168 205V206H167ZM193 205V207H195L196 205L194 204V203H192L191 204V206ZM195 205V206H194ZM22 206V208H23V210H22V208H20ZM51 206H53V207H51ZM57 208H56V207ZM59 206V207H58ZM78 206V205H77ZM106 206H107V208H108V210L107 211H110L109 210V208H115V206H114V203H113V201H111L110 203H107L106 204ZM161 206V207H160ZM162 206H164V207H162ZM204 206V207H203ZM17 207H19V209L17 208ZM36 207H38V208H36ZM40 207V208H39ZM44 207V208H43ZM46 207H47V209H46ZM159 207V208H158ZM193 207H189L190 208V210L191 211H193V209H194V214L196 213V214H198L199 216H201V214H202V216H201V219L203 220L204 218V216H205V214H206V216L209 214V212L208 211H210L209 209H208V207H207V209H206V206L205 205H201V206H196L195 208H193ZM201 207H202V209H201ZM53 208H55V209H53ZM77 208V207H76ZM85 208V206L84 207H82L81 209L80 208H77L76 210L78 211V213H79V211L80 210H82V209H84ZM198 210H197V209ZM205 209V211H204V209ZM21 209V210H20ZM43 211H42V210ZM197 211H196V210ZM15 210H17V211H15ZM19 210V211H18ZM48 210V211H47ZM98 210V209H97ZM97 210H94V211H92L91 212V214L92 215H94L95 213H96V211ZM140 210V211H141ZM142 210V211H143ZM203 210V211H202ZM8 211V212H7ZM21 211V212H20ZM45 211V212H44ZM58 211V212H57ZM141 211V212H142ZM145 211H143V212H145ZM198 211H200L201 212V214H200V212H198ZM250 211H252V210H250ZM254 212H255V210H253ZM15 212V213H14ZM20 212V213H19ZM44 212V213H43ZM142 212V213H143ZM206 212V213H205ZM6 213V214H5ZM12 213V214H11ZM18 213V214H17ZM4 214H5V216H4ZM11 214V215H10ZM14 214H15V216H14ZM30 214H34V216H31ZM101 214V215H100ZM105 214V215H104ZM108 216H107V215ZM248 214H253L254 215V213H248ZM18 215V216H17ZM19 215H20V218H18L19 217ZM103 215V216H102ZM8 216V217H7ZM21 216H23V217H21ZM28 216V217H27ZM48 216V215H47ZM52 216H53V218H52ZM110 216V217H109ZM5 217V218H4ZM10 217V218H9ZM12 217V218H11ZM16 217H17V219H16ZM29 217H31V219L29 218ZM55 217H57V218H55ZM232 217H234V216H230V220L232 221V223L234 224L232 227H234V229H230L229 231H235L236 229H241L240 231L242 232L244 229V226L247 224L246 222H245V220L244 219H242V220H239L238 222H236L234 219H232ZM2 218V219H1ZM13 218H15L16 220H14ZM128 218V219H127ZM206 218V217H205ZM220 218V217H219ZM218 218V220H216V224H215V226L216 227H221V228H223V230H222V232H224V231H226V229H224L225 228V226H224V223L226 222L225 220H221V219H219ZM229 218V217H228ZM24 219V220H23ZM30 219V220H29ZM131 219H132V221H131ZM135 219V220H134ZM195 218H191L190 220H186L185 221V223H184V221L181 223V224H177L176 222L174 223L175 225H174V230L173 231H171V232H166V230H165V226H162V227H159V226H157V227H146V230H148L150 233H148V231H146L145 233H146V235H147V242L149 243V249H151V250H149V251H153V249L154 250H157V251H159V250H161V251H163V252H165V253H161V251H159L160 253H161V256H162V258H164V259H162L163 260V262L164 263H162V264H185L183 261H185L187 258H191L192 256L191 255H193V250H197V249H206V245L209 243V241H210V243L208 244V246L209 245H213L212 243H215V242H218V240L216 241V240H210V236H211V233L213 232V229H210L211 227H209V228H206V230L205 229H200V230H196V231H194V232H192V235H190L189 236V244H190V246H187V247H189V252H183V251H178L177 253H170V252H168L166 249H165V247H164V245H163V241L169 236V234L171 233V235H172V237H171V235L169 236V237H171L172 239H175L180 233H178V232H181L182 230V228L181 227H187L188 225H190L191 223H193L194 224V222H192L191 220H194ZM14 220V221H13ZM25 220H27L26 222H25ZM29 220V221H28ZM74 220V222H72ZM133 220L135 221V222H133ZM37 221V222H36ZM188 221H190V222H188ZM233 221H235V222H233ZM241 221V222H240ZM252 222H253V220H251ZM3 222V223H2ZM42 222V223H41ZM86 222V223H85ZM96 222V223H95ZM138 222V223H137ZM223 222V223H222ZM6 223V224H5ZM9 223V225H7ZM83 223L84 224H86V226H84L83 227ZM100 225H99V224ZM221 223V224H220ZM238 223H239V225H238ZM240 223H241V225H240ZM246 223V224H245ZM15 224V225H14ZM20 224H22V225H20ZM88 224V225H87ZM90 224H91V227H90ZM107 224V225H108ZM2 225V226H1ZM4 225V226H3ZM13 225V226H12ZM177 225V227L176 228H178L177 230L175 229V226ZM218 225H220V226H218ZM221 225H223V226H221ZM242 225H244V226H242ZM6 226V227H5ZM9 226V227H8ZM12 226V227H11ZM32 226H34V227H32ZM241 226H242V228H241ZM12 229H11V228ZM14 227H17V232H16V230L14 229ZM88 227H90V228H88ZM180 227V228H179ZM7 228H9V229H7ZM35 230H34V229ZM40 228V229H39ZM230 228V227H229ZM208 229V230H207ZM34 232H33V231ZM104 230H105V232H104ZM180 230V231H179ZM201 230H202V232H201ZM212 230V231H211ZM103 231V232H102ZM175 231V232H174ZM239 231V232H240ZM9 234H8V233ZM42 232V233H41ZM130 232H133V231H130ZM200 232V233H199ZM228 232V231H227ZM227 232H225L224 234H227ZM235 232H237V230L235 231ZM112 233H113V235H112ZM157 233V234H156ZM169 233V234H168ZM173 233H175V234H173ZM194 233H195V235H194ZM202 233V234H201ZM6 234V235H5ZM11 234V235H10ZM33 234V235H32ZM116 234L118 235L119 233H117L116 232ZM168 234V235H167ZM28 235H30V236H28ZM36 235V236H35ZM41 235V236H40ZM108 236V240H106L107 238V236ZM177 235V236H176ZM200 236V237H198V236ZM210 235V236H209ZM3 236H7L6 238H3ZM10 236H11V238H10ZM96 236V237H95ZM103 236H105V238L103 237ZM110 236V237H109ZM176 236V237H175ZM29 237V238H28ZM37 237V238H36ZM66 237V238H65ZM102 237V238H101ZM175 237V238H174ZM198 238V240H196L197 238ZM8 238V239H7ZM28 238V239H27ZM33 238H34V240H33ZM36 238V239H35ZM38 238H40L41 240H39ZM46 238V239H45ZM47 238H49V239H47ZM94 238V239H93ZM96 238V239H95ZM99 238H100V240H99ZM206 238V239H205ZM7 239V240H6ZM27 241H26V240ZM32 239V240H31ZM64 239H66V240H64ZM70 239V240H69ZM98 239V240H97ZM208 239V240H207ZM226 239V240H225ZM222 238V239H220L219 240V242H221V243H224V244H226V242L228 241L229 242V240H228V238ZM31 241V243H30V241ZM53 240V241H52ZM68 240V241H67ZM92 240V241H91ZM97 241V243H96V241ZM106 240V241H105ZM163 240V241H162ZM225 240V241H224ZM29 241V242H28ZM33 241H35V242H33ZM40 241V242H39ZM50 241V242H49ZM65 241H67V242H65ZM70 241V242H69ZM107 241H110V243L108 242L107 243ZM121 241V242H120ZM198 241H200V242H198ZM204 241V242H203ZM206 241H207V243H206ZM214 241V242H213ZM38 242V243H37ZM42 242V243H41ZM59 242V243H58ZM93 242H95L97 245H92V243ZM103 242V243H102ZM106 242V243H105ZM120 242V243H119ZM203 242V243H202ZM227 242V243H228ZM29 243V244H28ZM51 243V244H50ZM53 243V244H52ZM61 243V244H60ZM115 243V244H114ZM195 243V244H194ZM27 244H28V247H27ZM66 244V245H65ZM68 244V245H67ZM88 244H91V245H88ZM108 244V245H107ZM117 244V245H116ZM197 244V245H196ZM202 244H203V246H202ZM45 245H47V247L45 246ZM57 247H56V246ZM98 245L100 246V247H98ZM103 246V248H102V246ZM154 245V246H153ZM206 247H205V246ZM66 246V247H65ZM107 246V247H106ZM117 248H116V247ZM159 246V247H158ZM163 246V247H162ZM198 247V248H196V247ZM31 247V248H30ZM42 249H41V248ZM202 247V248H201ZM244 247V248H243ZM28 248V249H27ZM56 248H57V250H56ZM106 248V249H105ZM114 248L116 249V250H114ZM118 248H119V250H118ZM157 248H159V250L157 249ZM162 248V249H161ZM241 249H240V252H238L237 254H239V255H247V253H249V254H251V253H254V254H256V253H260L261 252V250L262 251H264L263 249V247H259V246H257V248L256 249H251L252 248V246L251 245H244V246H242V247H240ZM247 248V249H246ZM258 248H260V249H258ZM263 248V249H262ZM49 249V250H48ZM83 249H85L86 250V252H83L82 250ZM193 249V250H192ZM244 249H246V250H244ZM248 249H250V250H248ZM3 250V251H2ZM41 250H42V252H41ZM48 250V251H47ZM113 250V251H112ZM243 250V251H242ZM27 251V252H26ZM44 251V252H43ZM56 251V252H55ZM132 251H135V250H133V249H131V252ZM250 251V252H249ZM256 251V252H255ZM25 252V253H24ZM47 252V253H46ZM51 252V253H50ZM55 252V253H54ZM61 254H60V253ZM65 252V253H64ZM168 252V253H167ZM180 252V253H179ZM51 255H50V254ZM185 253V254H184ZM2 254V255H1ZM5 254V255H4ZM58 254V255H57ZM111 254V255H110ZM227 254H229V253H223V255H226L224 258H227V257H229V255H227ZM248 254V255H249ZM196 255V260H195V263L197 264L198 262L199 263H202L201 261L202 260H204L205 258H206V256H202L201 255V252H198V253H196L195 254ZM194 255V256H195ZM40 256H41V258H40ZM160 256V257H161ZM189 256H191V257H189ZM197 256H199L198 257V260H197ZM5 259H3V258ZM44 257V258H43ZM53 257V258H52ZM200 257H202V258H200ZM142 258V254H141V256L139 255L138 257H137V259H136V262H134L133 264H141L142 263V261H140V260H142L141 259ZM4 260V262H3V260ZM185 259V260H184ZM200 259V260H199ZM1 260H2V262H1ZM21 259H19V260H17V261H14L13 263H11V264H21L19 261H20ZM144 260V259H143ZM182 260V261H181ZM6 261V262H5ZM8 261V262H7ZM180 261V262H179ZM186 261H188V259L186 260ZM197 261V262H196ZM60 262H63V263H60ZM65 262H67V263H65ZM146 264H149L148 262H150V264L152 263V264H154L153 262H151L150 261V259H146ZM144 262V263H145ZM158 262V261H157ZM156 262V264H158ZM179 262V263H178ZM39 263V262H38ZM124 263H126V261H124ZM187 263V262H186ZM198 263V264H199ZM143 264V263H142ZM160 264V263H159Z\"/></svg>",
	"mask_w": 264,
	"mask_h": 264
}]
</instances>
